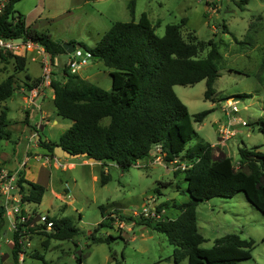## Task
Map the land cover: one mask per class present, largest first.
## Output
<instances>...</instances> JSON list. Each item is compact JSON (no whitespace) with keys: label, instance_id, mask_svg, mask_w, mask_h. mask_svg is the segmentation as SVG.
<instances>
[{"label":"rangeland","instance_id":"374dc122","mask_svg":"<svg viewBox=\"0 0 264 264\" xmlns=\"http://www.w3.org/2000/svg\"><path fill=\"white\" fill-rule=\"evenodd\" d=\"M4 1L0 0V3ZM128 2L16 0L13 6L24 15L28 24L48 30L55 40L86 45L94 44L114 21L138 20L142 12L147 13L158 35L163 34L167 23L178 22L185 17L181 26L184 39L207 40L212 37L218 43L221 58L218 61L219 75L213 83L215 95H230V99L237 100L238 115L247 121L243 125L235 123L234 135L217 147L230 150L234 160L239 157V146H257L264 150V132L259 121L260 118L264 120V0H134L133 12L129 10ZM206 51L207 47H204L199 54L205 55ZM6 57L0 59V80L13 73L21 86L26 74L34 76L41 71L39 59L31 60L28 55L24 67L14 72L13 57L8 53ZM67 59L66 51L54 57L53 76L62 77ZM110 69L92 57L77 72L92 73L91 82L110 89ZM172 87L191 114L212 109L202 121H193L195 134L186 146L198 141L216 143V126L218 120L224 119L222 106L226 99L205 98V79ZM17 89L0 101V109L6 105L11 129L10 138L0 140V167L8 168L14 163L20 165L27 152L26 147L40 153L35 158L29 155L25 168L27 175L42 183L45 190L41 201H31L29 206L55 216H68L79 230L76 235L61 239L47 238L44 231H33L23 264H44L40 257L31 253L33 250L52 264H188L186 258L173 259L174 245L163 232L146 224L131 225L124 219L125 226L122 227L115 214H112L115 218L111 227L99 229L101 235H112L109 240L92 241L89 236L102 218L101 204L106 213L119 209L129 214L145 203L149 196H154L158 203L188 200L190 196L182 174H174L173 169L164 163H147L151 156L138 159L127 167H120L113 161H91L84 155L61 158L66 165L69 161L74 162L73 166L55 167L51 158L49 164H43L46 150L39 145H26L31 125L24 129L16 128L18 123L14 119L22 117L20 110L24 101ZM240 92L250 95H235ZM37 101L41 99L37 98ZM52 116L58 118V123L52 124L50 117L38 133L43 139L46 135L56 141L62 128L67 126L64 123L70 120L55 112ZM36 120L38 117L33 113L29 122L33 124ZM108 120L109 117L105 116L101 122L105 124ZM102 170L109 174L103 184L100 181ZM177 212L178 209L169 203L160 214L161 218H171ZM196 216L198 230L204 236L201 246L210 247L216 237L235 232L242 238L253 240L251 256L237 260L236 264H264V213L250 204L243 191L233 196L218 195L198 200ZM127 226L132 227L127 229ZM44 239L47 241L43 242ZM11 240L10 218L0 212V264H13Z\"/></svg>","mask_w":264,"mask_h":264},{"label":"trees","instance_id":"16d2710c","mask_svg":"<svg viewBox=\"0 0 264 264\" xmlns=\"http://www.w3.org/2000/svg\"><path fill=\"white\" fill-rule=\"evenodd\" d=\"M15 1L5 0L0 9V35L38 41L52 64L57 54L65 52L64 47L48 30L27 24L24 15L14 9ZM128 6L133 12L134 0H129ZM185 20L182 17L178 22L167 23L163 34L158 35L147 13L142 12L138 20L114 21L94 44L80 43L92 52L93 58L97 56L96 59L111 68V87L106 89L90 82L77 72H71L65 64L62 68L64 79L54 76L51 79L52 101L56 113L71 123L57 141H46L39 135L37 142L49 154H54V146L60 144L71 153L86 152L85 158L113 161L120 167L149 156L156 143L165 150V160L179 154L192 160L191 166L173 170L186 180L190 198L181 202L165 200L155 209L162 212L170 203L178 209L174 217H134L119 209L106 213L101 204L102 218L89 236L92 241L109 240L112 235H101L99 229L111 227L115 218L112 214H115L120 219L146 224L163 232L174 245L172 255L175 261L186 258L188 264H236L237 260L251 256L253 240L230 232L216 237L210 247L201 246L204 236L198 230L196 205L198 200L218 195L233 196L243 191L250 204L264 213V150L257 146H239L240 164L235 168L232 156L221 149L215 152L216 145L198 141L186 146L195 134L193 121H202L212 109L191 114L172 86L205 79V98L226 99L230 95H215L213 83L219 75L218 61L221 58L218 43L212 37L207 40L184 39L181 26ZM204 47L207 51L201 56L199 53ZM6 53L14 59V72L24 67V55L0 49V59H7ZM39 82L40 76L32 78L27 74L22 80L26 88ZM18 87L13 73L0 80V101L11 96ZM235 95L246 97L250 93ZM105 116L109 120L104 124L101 119ZM259 121L264 132V120L260 118ZM24 122H28L27 117ZM9 124L4 106L0 109V140L10 138ZM108 178L109 174L102 170L101 183ZM18 185L24 200L41 201L45 186L26 178L23 170L19 172ZM53 220L52 229L45 232L47 238H67L79 232L68 216L54 215ZM12 240V260L17 264V233H12ZM31 253L40 257L44 264H52L37 250Z\"/></svg>","mask_w":264,"mask_h":264},{"label":"built area","instance_id":"2783aa9c","mask_svg":"<svg viewBox=\"0 0 264 264\" xmlns=\"http://www.w3.org/2000/svg\"><path fill=\"white\" fill-rule=\"evenodd\" d=\"M4 2L0 3V9L3 7ZM0 49L3 51H10L15 54L24 55L27 51L34 52L33 59H39L40 63V82L31 88H26L24 85L18 87L23 95L24 101L28 104H34L36 97L38 96L41 87H51L52 75V64L49 59V55L46 52L44 46L38 41L32 40L31 38H7L0 35ZM93 54L88 49L80 47H74L68 52V59L66 65L71 72H77L78 69L87 63L89 58H92ZM228 98V99H227ZM222 106L224 112V119L218 120L216 126V134L218 140L216 143L211 145H218L226 143V141L234 135L235 129L233 125L246 124L247 121L240 118L238 115L239 108L237 106V100L230 99L227 97ZM45 120V116L42 112L39 113V119L37 126ZM151 156L148 162L164 163L166 166H170L171 169H185L192 165L193 161L188 158H183L181 154L173 156L169 160H165V150L160 143L153 145L151 149ZM52 159L55 167L67 166L61 162V158L55 154L45 156V162H49ZM25 160H23L18 167L9 169L0 167V200L1 211L10 218V229L17 233V264H23L26 255V247L30 244L29 237L33 231H44L48 232L53 227V216L47 211H37L35 207L29 206V200H24L22 192L18 185L19 172L24 166ZM239 160L233 159V165L235 168L239 167ZM156 198L149 196L147 201L140 207L134 208L129 212V215L134 217L143 216L150 217L152 219H161L160 212H157ZM119 225L124 227L125 221L123 219H117ZM133 221L129 222L132 225ZM127 229H131L132 226H127ZM13 243V240H11Z\"/></svg>","mask_w":264,"mask_h":264},{"label":"crops","instance_id":"0c3cea01","mask_svg":"<svg viewBox=\"0 0 264 264\" xmlns=\"http://www.w3.org/2000/svg\"><path fill=\"white\" fill-rule=\"evenodd\" d=\"M25 21H26V19H25ZM27 23V22H26ZM28 24V23H27ZM33 54H34V52H31V51H27L25 54H24V56L27 58V56L29 55L30 56V59L31 60H36V59H33ZM96 61H98V62H102L101 60H99V59H96V58H94ZM78 73V72H77ZM94 73V72H93ZM82 78H84V79H86V80H88V81H90V79L91 78H93V74L92 73H86V74H84V73H78ZM27 75H29L30 77H38V76H40V73L39 74H37V75H34V76H32V75H30V74H27ZM64 74H63V72H62V77H63V79H64V76H63ZM54 77H57V76H54ZM57 78H60V77H57ZM25 79V78H24ZM96 81H98V80H96ZM91 82V81H90ZM23 85V84H22ZM108 86H106V88H107ZM22 98H23V96H22ZM37 98H40L41 99V101H37ZM52 98H53V88L52 87H47V86H43V87H41V90H40V92H39V94H38V96L36 97V101H34L35 103L34 104H28L27 103V101H23V104H22V106H21V114H22V117L21 118H16V119H14L15 121H16V123H18V125H17V127L16 128H18V129H24V127H27V126H29V125H31V129H30V133H29V135H28V137H27V144L26 145H32V146H35V145H39L38 144V142H37V139H38V137H39V133H38V129H42L43 128V125H45V124H47V121H48V118H50V117H52V124H57L58 123V118L57 117H55V116H52V113H56V110H55V107H54V104H53V101H52ZM24 100V99H23ZM6 106V105H5ZM40 112H42L43 114H44V116H45V120L41 123V125L40 126H37V121L38 120H36L33 124H30V122H29V118H30V116H32V114L34 113V114H36V117H38V119H39V113ZM57 114V113H56ZM58 115V114H57ZM59 116V115H58ZM27 117V120H28V122H23L22 123V121H24V119ZM67 121H68V119H67ZM63 122V121H62ZM61 122V123H62ZM70 123H71V121H69V122H67V123H64V125H67V126H65L64 128H62V130H61V133L70 125ZM26 125V126H25ZM60 133V134H61ZM60 136V135H59ZM40 137H41V135H40ZM41 139H43L42 137H41ZM43 140H46V141H54V140H52V139H50L48 136H46L45 135V137H44V139ZM57 141V140H56ZM40 146V145H39ZM44 148V147H43ZM26 154L24 155V159H22L21 160V162L23 161V160H25V164H24V166L21 168V170H23V172H24V176L26 177V178H28V179H30V180H32V181H36V182H39L38 180H36V179H33V178H30V176H28L27 175V172H26V164H27V160H28V158H29V155H34V158H35V156H37V155H40V153H37V152H32L28 147H26ZM45 149V148H44ZM218 149L219 148H216L215 149V152H217L218 151ZM46 150V149H45ZM225 152L228 154V155H230L231 154V151L230 150H228L227 148H225ZM43 155H48V156H50V155H52V154H49L48 153V151L46 150V152L45 153H43ZM84 161H86V159H84ZM43 162V164L45 163V164H49L50 162H45V160L44 161H42ZM53 164V163H52ZM74 165V162H72V161H69V162H67V166H73ZM19 166V163H14L12 166H10V167H8L9 169H12V168H15V167H18ZM42 184V183H41Z\"/></svg>","mask_w":264,"mask_h":264},{"label":"water","instance_id":"95a60500","mask_svg":"<svg viewBox=\"0 0 264 264\" xmlns=\"http://www.w3.org/2000/svg\"><path fill=\"white\" fill-rule=\"evenodd\" d=\"M57 42H60L62 46L64 47L66 52H69L72 50L74 47H80V43H72V42H62L61 40L56 39ZM97 58V56H95ZM53 153L57 155L58 157H73V156H79V155H86V152H76V153H71L67 149L63 148L60 144H56L53 148ZM91 161H97L95 157H89ZM1 210V207H0Z\"/></svg>","mask_w":264,"mask_h":264}]
</instances>
